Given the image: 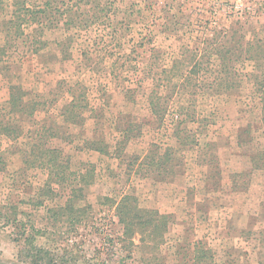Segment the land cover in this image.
Listing matches in <instances>:
<instances>
[{
	"label": "rangeland",
	"instance_id": "374dc122",
	"mask_svg": "<svg viewBox=\"0 0 264 264\" xmlns=\"http://www.w3.org/2000/svg\"><path fill=\"white\" fill-rule=\"evenodd\" d=\"M45 1L0 0V118L13 83L37 103L0 135V264H34L31 244L40 264H264V5ZM48 126L72 162L42 195L29 132Z\"/></svg>",
	"mask_w": 264,
	"mask_h": 264
},
{
	"label": "trees",
	"instance_id": "16d2710c",
	"mask_svg": "<svg viewBox=\"0 0 264 264\" xmlns=\"http://www.w3.org/2000/svg\"><path fill=\"white\" fill-rule=\"evenodd\" d=\"M52 2V0H47L45 1V3L43 4V6H45L44 8H40V11H44L46 7L49 6V4ZM19 3V2H17ZM103 10V9H102ZM92 17H102V15H98L97 13H95L94 15H91ZM20 17V16H17ZM25 17V16H24ZM14 22V20H12V23ZM22 24V23H21ZM247 44L249 45V47L252 46H256V45H264V40L262 39H258V40H250L249 42H247ZM208 46V45H207ZM249 50H254L249 48ZM209 52V51H208ZM206 52V53H208ZM203 55V54H202ZM252 57H254V54H251ZM251 57V56H250ZM193 68L191 69L190 73H193ZM262 85H264V80H261ZM70 92L74 93V91L72 90V88H70ZM76 94V93H74ZM263 97H261L262 99L260 100L262 103V107H263V117L262 120L264 122V92L262 93ZM27 93V90H25V88H23V86L21 84H11L9 87V113L10 116L9 117H3L0 118V135H5L9 138H11L12 140L19 138L23 133L22 130V126H14L12 125V122L17 121V119L15 118V115H17V111H16V107L19 111L24 112L26 110L29 109V105H34V107L32 109H30V112H28L29 114H33L34 110L37 109V103L34 100H29L28 98H30V95ZM29 101L28 103H26V101ZM81 103V99L79 98L78 95H73L72 100L67 103L66 105L63 106V111L62 114H64L65 118H72L73 120H75V118H77L79 115H77V113L82 112V109H85V106L80 105ZM36 106V108H35ZM24 114V113H23ZM21 120V119H20ZM78 120H80V118L78 117ZM12 125V127L10 126ZM21 128V130L19 131V129ZM53 128L51 126H48V128L43 129V131H41L40 129L35 130V131H30L29 133L32 134L31 138L34 142L31 141L30 143V151H29V156L33 157L34 159L36 158V160H40L38 163L40 167H43V169H45L47 171V180L44 184L43 189H41L42 195L43 193L46 191L47 193H49V184L53 181H55V183H57L58 181H56V177H58L63 171V167L66 165L70 166V162L71 161V156L67 155L65 153V151L62 148H58V147H54L52 146V142H49L53 139V137H57L59 131H54L52 130ZM44 131H48V133H45ZM56 132V133H55ZM51 143V144H50ZM98 150V149H97ZM28 154V153H27ZM172 153L168 155L167 154L162 156V159L157 160L156 157H153L150 161V165L154 166L157 169H164L166 172L169 171V169L167 168L170 161L172 160ZM34 164L35 161L33 162ZM259 166H261L262 168H264V151L260 153V162H259ZM82 185L79 187L77 185H73L72 187V191H82ZM53 192V191H52ZM155 212V211H154ZM157 213V212H156ZM124 213L122 210H119V215H120V221L124 222L126 224V229L127 231L130 229V227L133 225L130 223L131 219H125L124 217ZM159 223L154 224L155 227L159 226ZM29 239H33L32 236H27L26 240L28 241ZM32 248H33V253H31L32 258H33V262L34 264H40L39 262H41V260L44 258V250L41 247H38L36 244H31Z\"/></svg>",
	"mask_w": 264,
	"mask_h": 264
},
{
	"label": "built area",
	"instance_id": "2783aa9c",
	"mask_svg": "<svg viewBox=\"0 0 264 264\" xmlns=\"http://www.w3.org/2000/svg\"><path fill=\"white\" fill-rule=\"evenodd\" d=\"M260 5H264V0H254L245 2L243 0H235L234 3L230 4L228 7L230 17H246L252 16L258 13ZM264 12V9L261 10Z\"/></svg>",
	"mask_w": 264,
	"mask_h": 264
}]
</instances>
